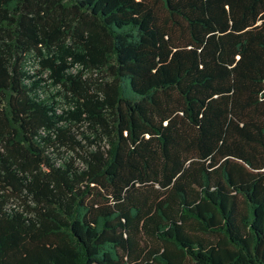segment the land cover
<instances>
[{
    "label": "trees",
    "instance_id": "16d2710c",
    "mask_svg": "<svg viewBox=\"0 0 264 264\" xmlns=\"http://www.w3.org/2000/svg\"><path fill=\"white\" fill-rule=\"evenodd\" d=\"M0 264H264V0H0Z\"/></svg>",
    "mask_w": 264,
    "mask_h": 264
},
{
    "label": "rangeland",
    "instance_id": "374dc122",
    "mask_svg": "<svg viewBox=\"0 0 264 264\" xmlns=\"http://www.w3.org/2000/svg\"><path fill=\"white\" fill-rule=\"evenodd\" d=\"M52 90H53V91H57V87H53ZM60 98H61V97H60ZM62 106H63V107L65 106L64 103L62 104Z\"/></svg>",
    "mask_w": 264,
    "mask_h": 264
}]
</instances>
